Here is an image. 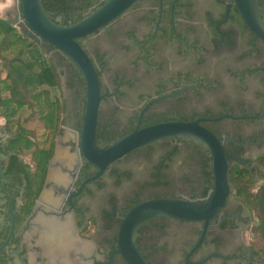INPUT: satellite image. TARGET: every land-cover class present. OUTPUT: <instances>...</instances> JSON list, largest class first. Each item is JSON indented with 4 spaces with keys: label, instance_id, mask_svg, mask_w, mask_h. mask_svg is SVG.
<instances>
[{
    "label": "flooded vegetation",
    "instance_id": "flooded-vegetation-1",
    "mask_svg": "<svg viewBox=\"0 0 264 264\" xmlns=\"http://www.w3.org/2000/svg\"><path fill=\"white\" fill-rule=\"evenodd\" d=\"M174 1L163 0L160 17V0H139L106 29L83 38L84 49L100 74L103 95L96 144L101 149L108 148L133 131L138 123L140 128H145L164 122L203 120L200 125L216 136H227L239 144H223L225 152L234 158L230 163L253 165V161L264 154V42L248 29L231 0H177L173 5ZM259 4L264 19V0H259ZM130 16L132 20L118 29L117 22ZM118 34L122 40L117 45L126 57L127 67L114 69L106 83L104 75L116 60L99 44L88 49L85 42L100 36L115 42ZM53 54L57 56L70 92L72 106H67L65 101V115L73 122L78 141L67 142L68 150L63 152L61 158L65 157L60 161L57 142L64 131L58 137L51 159L57 158L58 162L48 164L45 186L25 217L19 209L20 196H15L3 184L4 181L18 186L19 180L14 174L17 164L4 178L3 163H7V156L2 149L10 135L5 125L0 129V230L9 226L7 237L12 224L11 211L16 220L12 240L0 258L8 264H31L26 239L34 236L41 257L53 264L51 249L42 242V229L34 220L28 223L30 215L39 207V212L44 214L38 212V216L67 218L76 242L88 244L89 239L85 237H97L94 249L89 245L87 253L80 251L78 260L73 255L76 264H80L79 259L83 264H125L119 255L111 259L117 248V233L124 211L156 198L178 197L205 202L211 190L207 192L206 152L182 138L178 142H156L112 163L99 179L85 184L81 190L98 169L86 162L80 151L81 129H76V124L84 111L78 86L66 72L67 66L60 61V54ZM66 123L65 117V126ZM132 162L140 166L139 180L134 182V172L128 167ZM176 166L188 169L182 177L186 191L172 190L171 170ZM56 167L59 172L50 174ZM63 177L66 180L62 181ZM127 184L132 186L127 187ZM111 186L120 192L108 193L105 199L101 197V192ZM53 187L58 190L55 197L45 195L37 204L43 191ZM96 199L99 200L97 209L92 207ZM42 203L48 210L41 207ZM220 214L225 219L210 222L204 242L192 254L201 239L203 222L151 220L139 230L138 249L148 264H170L172 250L167 243L158 241L157 234L163 233L167 222L173 221L185 226V235L192 239L185 242L181 237L182 251L176 264H258L250 250L248 209L232 196ZM77 230L85 236H81V240ZM38 263L35 258L34 264Z\"/></svg>",
    "mask_w": 264,
    "mask_h": 264
},
{
    "label": "water",
    "instance_id": "water-1",
    "mask_svg": "<svg viewBox=\"0 0 264 264\" xmlns=\"http://www.w3.org/2000/svg\"><path fill=\"white\" fill-rule=\"evenodd\" d=\"M16 1L19 5V13L14 20H7V22L18 27L25 37L31 38L40 44L43 41L50 44L52 46L50 54L61 53L66 57L64 58L66 61H71L77 66L84 79L85 108L80 131V151L84 160L96 167L98 172L95 176L86 180L81 186V190L85 184L99 179L112 163L156 142L169 140L178 142L182 138L202 146L210 154L213 187L206 201L199 202L198 200L192 201L178 197L156 198L135 204L125 210L117 233V248L111 254V259L114 255H119L125 264H148L143 258V253L138 249L137 238L141 227L158 218H170L183 222H203L204 230L201 239L192 249L191 254L194 253L204 242L210 222L225 219L220 212L226 205L227 200L233 196L229 182V161L234 160V158L225 152L223 144L226 142L239 144L227 136H216L209 129L200 125L203 120L164 122L145 128H140V123H138L133 131L108 148L101 149L96 144L98 115L100 103L103 99L100 74L91 57L78 43V40L106 29L139 0H105L98 9L91 12L86 18L69 26H62L47 17L43 11L41 0ZM176 1L173 2V5ZM231 1L234 2L244 23L256 39L264 42V19L261 16L259 0ZM162 5L163 0H160V17ZM50 54H47V56L50 57ZM248 118L258 119L259 117ZM236 160L240 162L238 158ZM53 161H50L49 166H52ZM43 196H45L44 191L37 204L42 201ZM9 208L11 209V203ZM39 210V207L35 208L28 219V223L36 218ZM11 217V230L5 242L0 246V256L7 249L15 232L16 220L12 211Z\"/></svg>",
    "mask_w": 264,
    "mask_h": 264
},
{
    "label": "trees",
    "instance_id": "trees-1",
    "mask_svg": "<svg viewBox=\"0 0 264 264\" xmlns=\"http://www.w3.org/2000/svg\"><path fill=\"white\" fill-rule=\"evenodd\" d=\"M104 1L41 0V4L52 21L69 26L86 18ZM82 40L78 43L84 48ZM51 50L52 46L47 42L40 44L25 37L18 27L0 17V119L6 120L5 130L10 135L2 149L7 156V163H3L4 178L12 173V166L17 164L14 174L19 180L18 186L4 181L3 184L15 196H20L19 209L25 217L45 186L48 164L53 157L56 140L63 134L65 126L67 106L61 93V73L53 59L47 56ZM60 56V61L66 63V72L72 75L74 85L78 86L77 93L84 111L85 82L82 74L73 62L66 61L61 53ZM53 90L59 91V94H54ZM82 120L83 113L76 124L79 131ZM35 122L40 126L30 127L29 124ZM24 152L30 156L29 162L24 161ZM205 152L208 192L213 187V176L211 157L207 150ZM229 182L233 198L242 203L251 216V253L258 264H264V154L250 166L229 162ZM8 231L9 226L0 230V245ZM0 264L8 262L0 258Z\"/></svg>",
    "mask_w": 264,
    "mask_h": 264
},
{
    "label": "rangeland",
    "instance_id": "rangeland-1",
    "mask_svg": "<svg viewBox=\"0 0 264 264\" xmlns=\"http://www.w3.org/2000/svg\"><path fill=\"white\" fill-rule=\"evenodd\" d=\"M1 5H2V3L0 1V11H1V9H3L1 7ZM11 15H12V13H10V17H7V16H4L2 14V17L4 19H10ZM131 20H132L131 16L128 18L121 19L119 22H117L116 26L118 29H120V26H124L127 21H131ZM121 40H122V38L118 34V37L115 40V42L106 40V38L104 36H100L99 39L93 38V39H90V40L85 42V46L88 49H92L94 44H99L100 46H102V48H104V50H106V52H108L110 57H112L114 60H116V64L112 65L110 67V69L108 70V72L104 75V81L106 83L109 82L114 69H116V68L124 69L127 67L126 57L124 56V54L122 53V51L120 50V48L117 45V43ZM50 57L53 59V63L58 67L59 72L61 73V93L63 96V100L67 102V106H72V102L70 100L71 99L70 92L66 89V86H67L66 85V79H65V76H64L62 70L60 69V65H59V61L57 60V56L54 54H50ZM52 92L54 94H59V91H57V90H53ZM65 117H66L67 123L65 126L64 134L61 138L58 139L59 140V143H58V159H60V161L63 160L65 157V156H63L61 158V155L64 154L63 152L68 150V148L65 146L67 144V142L70 141V139H73L74 141H78L77 132L72 129L73 122L71 121V119L69 118L68 115H65ZM5 124H6V120L0 119V129ZM29 125L32 128L40 126V124L38 122L31 123ZM23 158L28 162L30 160V156L26 152H24ZM57 162H58V160L56 158L53 163L57 164ZM128 167L130 168V170L132 172H134L133 182H134V180H139V168H140L139 164L132 162L131 164L128 165ZM189 169H190L189 171H191V168H189ZM54 172H56V173L59 172V168L56 167L55 170L52 168L50 174H53ZM187 172H188V169H186V168L182 169V168H179L177 166L171 170L172 190L179 189L181 191H186L185 187L182 183V177H183V174L187 173ZM126 186L131 187L132 184H127ZM57 191L58 190L54 187L49 188V189H45V195H47L48 198L49 197L54 198L55 193H57ZM115 191L120 192V190H114V188L111 186L107 190L101 192V197L103 196V198L105 199V197L107 196L108 193H112ZM97 201H99V200L96 199L92 203V207L95 209H97V206H98ZM41 207L44 210H48L47 206L44 203H42ZM39 213L44 214L43 212H39ZM185 229H186L185 226L178 224L177 222L171 221V222H167L166 229L164 230L163 233L157 234L158 241L160 243H167L172 250L170 253V256H169L170 264H176L180 254H181V251H182V249H180L182 246V243H180V241L182 239L181 237L184 238L185 242H187L188 240H190V241L192 240L191 237H189V236L187 237L185 235ZM81 236L85 237V236L81 235L80 232L78 231L77 237L79 240H81ZM85 238L89 239V242H87V243L91 246L92 249H94L95 245H96V238L97 237H95L93 239H91L89 237H85ZM34 239H35L34 236L28 237V239H26V249L28 252L27 255H29V259L31 261V264L35 263V258H38V262H39L38 264H42L43 262H46L48 264L46 259L41 257L40 248L36 245ZM248 239H249V241L251 240V236L249 235V233H248ZM16 264H18V262Z\"/></svg>",
    "mask_w": 264,
    "mask_h": 264
},
{
    "label": "bare ground",
    "instance_id": "bare-ground-1",
    "mask_svg": "<svg viewBox=\"0 0 264 264\" xmlns=\"http://www.w3.org/2000/svg\"><path fill=\"white\" fill-rule=\"evenodd\" d=\"M63 180H66V177H63ZM33 222L42 229V242L44 241L46 248L51 249L53 264H76L74 260L80 251L88 252L89 245L75 241L76 237L72 235V227L67 218L49 219L37 215ZM74 254L75 259L72 258ZM79 263L83 264L80 259Z\"/></svg>",
    "mask_w": 264,
    "mask_h": 264
},
{
    "label": "crops",
    "instance_id": "crops-1",
    "mask_svg": "<svg viewBox=\"0 0 264 264\" xmlns=\"http://www.w3.org/2000/svg\"><path fill=\"white\" fill-rule=\"evenodd\" d=\"M0 1L2 3L1 7L3 8L1 9L2 12L0 11V17H2V14L6 16L7 14L12 13L11 15L12 18L6 20H14L17 14L19 13V5H17V1L16 0H0Z\"/></svg>",
    "mask_w": 264,
    "mask_h": 264
}]
</instances>
